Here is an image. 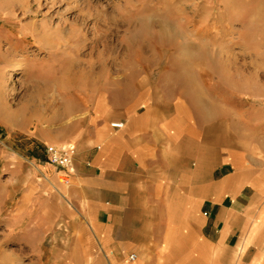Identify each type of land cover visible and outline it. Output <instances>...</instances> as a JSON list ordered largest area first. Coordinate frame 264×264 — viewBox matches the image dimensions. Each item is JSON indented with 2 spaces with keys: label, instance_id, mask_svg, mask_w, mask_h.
<instances>
[{
  "label": "crops",
  "instance_id": "1",
  "mask_svg": "<svg viewBox=\"0 0 264 264\" xmlns=\"http://www.w3.org/2000/svg\"><path fill=\"white\" fill-rule=\"evenodd\" d=\"M193 69L170 100L72 103L75 121L32 143L73 148L66 169L7 157V228L57 233L39 264H264V107Z\"/></svg>",
  "mask_w": 264,
  "mask_h": 264
},
{
  "label": "rangeland",
  "instance_id": "2",
  "mask_svg": "<svg viewBox=\"0 0 264 264\" xmlns=\"http://www.w3.org/2000/svg\"><path fill=\"white\" fill-rule=\"evenodd\" d=\"M197 63L237 100H264V0H0V264H39L57 239L7 228V157L46 158L36 133L58 134L89 96L122 103L156 86L170 100V79Z\"/></svg>",
  "mask_w": 264,
  "mask_h": 264
},
{
  "label": "built area",
  "instance_id": "3",
  "mask_svg": "<svg viewBox=\"0 0 264 264\" xmlns=\"http://www.w3.org/2000/svg\"><path fill=\"white\" fill-rule=\"evenodd\" d=\"M260 103L264 107V100L260 101ZM112 126L114 128L121 127L120 124H114ZM45 155L50 165H53L59 169H66L72 164L74 149L71 147L57 148L55 146H47L45 149ZM130 259H134V257L131 256Z\"/></svg>",
  "mask_w": 264,
  "mask_h": 264
},
{
  "label": "bare ground",
  "instance_id": "4",
  "mask_svg": "<svg viewBox=\"0 0 264 264\" xmlns=\"http://www.w3.org/2000/svg\"><path fill=\"white\" fill-rule=\"evenodd\" d=\"M162 33H163V35H166L167 30H166V29H163V30H162ZM170 38H171V36H170ZM196 57H197L196 59H197L198 61L202 60V57H201L199 54H198ZM203 61H205L204 58H203ZM149 65L151 66V65H153V64H149ZM196 65H199V63H197ZM193 66H194V65H193ZM209 70H211V69H209ZM113 97H114L115 100H119V99H120V94L114 92Z\"/></svg>",
  "mask_w": 264,
  "mask_h": 264
}]
</instances>
